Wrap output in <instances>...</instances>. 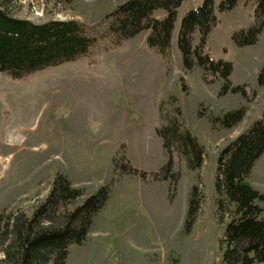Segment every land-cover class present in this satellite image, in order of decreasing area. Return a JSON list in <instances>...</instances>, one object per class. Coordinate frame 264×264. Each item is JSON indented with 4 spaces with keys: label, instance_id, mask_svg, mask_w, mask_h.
Returning <instances> with one entry per match:
<instances>
[{
    "label": "rangeland",
    "instance_id": "374dc122",
    "mask_svg": "<svg viewBox=\"0 0 264 264\" xmlns=\"http://www.w3.org/2000/svg\"><path fill=\"white\" fill-rule=\"evenodd\" d=\"M125 1L18 0L14 5L13 14L38 23L77 19L97 44L75 61L22 79L0 72V215L31 217L59 172L83 190L76 205L101 187L110 189L86 239L69 246L66 264H223L225 224L215 190L218 156L264 109V85L259 83L264 28L251 45L238 46L232 38L233 32L253 25L256 0L217 12L204 46L213 59L232 63L231 84L244 86L245 96L220 95V78L197 65L184 68L178 47L181 18L203 0L183 1L166 55L147 45V30L120 43L109 32L107 16ZM153 16L161 19L165 11L158 9ZM199 39L194 31V46ZM241 107L243 119L230 128L211 119ZM170 120L204 147L202 165L195 169L174 149L175 183L152 177L169 158L157 129ZM128 166L147 177L127 172ZM249 180L264 193V152ZM192 186L202 201L186 233Z\"/></svg>",
    "mask_w": 264,
    "mask_h": 264
},
{
    "label": "trees",
    "instance_id": "16d2710c",
    "mask_svg": "<svg viewBox=\"0 0 264 264\" xmlns=\"http://www.w3.org/2000/svg\"><path fill=\"white\" fill-rule=\"evenodd\" d=\"M184 0H126L107 17L109 32L118 43L143 30L149 31L147 45L166 55L171 47L178 9ZM239 0H203L197 8L181 18L178 47L185 69L202 68L221 79L220 95L241 92L244 86L231 84L232 63L213 59L204 51L207 36L217 23V12L232 10ZM18 0H0V72L22 79L44 68L72 62L89 54L97 38L88 33L77 19H53L34 22L13 14ZM158 9L165 17L153 16ZM264 28V0H256L254 23L247 30L233 32L238 46L254 44ZM199 32V43L193 45V33ZM264 85V68L259 75ZM201 109L199 113H203ZM245 109L237 108L212 117L214 123L230 128L244 117ZM177 120H170L157 129L169 158L153 179H178L174 164V149L187 159L191 169L202 165L204 147ZM264 152V109L243 133L221 150L217 161L215 190L220 220L225 224L221 239L223 264L264 263V193L249 180L254 162ZM127 172L147 177L146 172L128 166ZM83 190L73 186L63 173H56L47 198L31 217L24 214L0 215V254L2 264H66L71 244H81L87 237L96 214L109 199L108 186L101 187L76 205ZM197 186H192L183 230H191L202 199ZM227 220V221H226Z\"/></svg>",
    "mask_w": 264,
    "mask_h": 264
},
{
    "label": "crops",
    "instance_id": "0c3cea01",
    "mask_svg": "<svg viewBox=\"0 0 264 264\" xmlns=\"http://www.w3.org/2000/svg\"><path fill=\"white\" fill-rule=\"evenodd\" d=\"M241 0H239L238 2H240Z\"/></svg>",
    "mask_w": 264,
    "mask_h": 264
}]
</instances>
